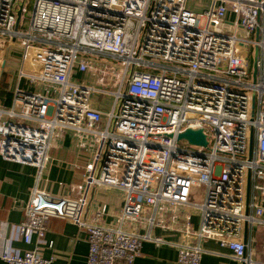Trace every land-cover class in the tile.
<instances>
[{"label":"built area","instance_id":"built-area-1","mask_svg":"<svg viewBox=\"0 0 264 264\" xmlns=\"http://www.w3.org/2000/svg\"><path fill=\"white\" fill-rule=\"evenodd\" d=\"M26 12V0H0V65L5 46L7 66L16 43L22 51L11 103L0 101V157L41 170L65 130L97 149L76 195L30 190L16 231L34 247L0 245V260L52 264L40 248L56 217L86 230V264H133L144 240L165 243L152 228L179 234V264H200L205 240L264 264L242 237L264 227V0H211L201 12L186 0H33L21 23ZM98 56L122 69L97 67ZM107 74L114 99L101 110L91 95L107 93ZM189 128L206 146L178 138ZM100 184L124 193L113 225L99 222L103 210L85 218Z\"/></svg>","mask_w":264,"mask_h":264},{"label":"crops","instance_id":"crops-1","mask_svg":"<svg viewBox=\"0 0 264 264\" xmlns=\"http://www.w3.org/2000/svg\"><path fill=\"white\" fill-rule=\"evenodd\" d=\"M187 1L186 7L195 12H201L211 3V0H199V8H193V5H187ZM226 18L229 21L234 15L228 11ZM236 33L244 35L241 28H237ZM255 35L256 32L252 33L251 37ZM253 61L252 58V64ZM9 66H6L5 70ZM91 104L101 110L108 108L106 101L99 103L93 99ZM90 143L95 144L89 139L78 137L70 130H65L54 138L41 170L0 157V245L15 250L34 247V239L31 244H25L16 231V225L24 218L30 190L36 186L53 195H76L77 186L84 185L86 165L92 161L96 151L95 147H90ZM123 200L124 193L121 189L104 184L95 185L88 193L85 218L91 220L94 212L103 210L99 222L113 225ZM193 224L194 227L197 226L196 216L193 218ZM257 227H260V230L256 229ZM263 231V226H254L250 233L246 230L242 236L248 245L247 253L256 261H264V246L261 243ZM151 234L161 236L165 243L144 240L133 264H179L177 246L171 244L180 241L179 234L161 228H152ZM202 247L204 253L200 264H244L233 258L231 251L220 246L217 241L205 240ZM40 250L43 256L51 258L52 264H86V230L72 222L52 217L47 222L45 243ZM0 264L7 263L0 260Z\"/></svg>","mask_w":264,"mask_h":264},{"label":"rangeland","instance_id":"rangeland-1","mask_svg":"<svg viewBox=\"0 0 264 264\" xmlns=\"http://www.w3.org/2000/svg\"><path fill=\"white\" fill-rule=\"evenodd\" d=\"M197 1V2H196ZM198 1L199 0H188L187 1V5L188 6H192L193 5V8H199L198 6L200 4H198ZM32 4H33V0H26V7H27V12L23 14L22 16V19H21V23L24 22V21H27L30 13H31V7H32ZM254 48H252L253 50ZM21 54H22V51H21V48L20 46L16 43V45L14 46L13 50H12V55H11V59H9V62H8V66L9 68L7 70H5V75L3 77L4 79V82H5V85H7V89L8 91L10 92H13L16 84H17V80H18V72H19V63H20V57H21ZM97 59V63H93L95 64L97 67H100V66H104L106 69H108L109 66H113V71L114 73H117V72H120V70L122 69V66L120 65L119 61L117 60H114V59H110L106 56H98ZM76 67V65H75ZM80 75V76H78ZM72 77H78L79 79H82V80H88L91 81L93 80V77L89 78L87 75H84V74H78L77 71H75L73 73V76ZM111 75L110 74H107L103 80H104V85L103 86H100L101 88H104L107 93L104 95V94H94L92 93L91 95V98L92 99H97L98 101L101 100V102L103 101H106V105L109 106V103L113 101L114 99V96L112 95V92L113 90L115 89L113 86L111 85H108L107 83L110 82L111 80ZM93 83V81H92ZM23 85V81L21 82V86ZM33 89V88H32ZM251 95V93H250ZM4 96V92H0V98ZM252 98L250 97L249 99V116H251V110H252ZM249 136L250 134L247 133V138L249 139ZM181 145H187L185 144V141L184 140H181L179 142ZM89 145H91L90 147H95V149H97V145L96 144H93V143H90ZM256 229L260 230V227H257Z\"/></svg>","mask_w":264,"mask_h":264},{"label":"water","instance_id":"water-1","mask_svg":"<svg viewBox=\"0 0 264 264\" xmlns=\"http://www.w3.org/2000/svg\"><path fill=\"white\" fill-rule=\"evenodd\" d=\"M19 15L20 11L18 12V17H17V22L19 20ZM9 46H5L3 52H2V61H1V69L5 70L7 66V60L9 56ZM255 65V63H254ZM178 138H185L187 139L190 143L193 144H198V145H203L206 146L207 140L206 137L201 129H186L184 132L180 133L178 135Z\"/></svg>","mask_w":264,"mask_h":264},{"label":"trees","instance_id":"trees-1","mask_svg":"<svg viewBox=\"0 0 264 264\" xmlns=\"http://www.w3.org/2000/svg\"><path fill=\"white\" fill-rule=\"evenodd\" d=\"M5 71L1 72L0 75V92H4V96L0 98V101L3 102L4 106H8L11 103V98H12V92L8 91L7 85H5L4 82V73Z\"/></svg>","mask_w":264,"mask_h":264}]
</instances>
